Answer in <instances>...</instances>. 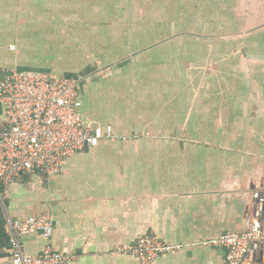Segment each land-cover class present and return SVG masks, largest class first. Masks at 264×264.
I'll return each mask as SVG.
<instances>
[{
    "label": "crops",
    "instance_id": "1",
    "mask_svg": "<svg viewBox=\"0 0 264 264\" xmlns=\"http://www.w3.org/2000/svg\"><path fill=\"white\" fill-rule=\"evenodd\" d=\"M13 67L78 78L84 123L116 136L3 191L0 264L10 220L29 215L54 230L24 236L27 253L50 243L69 264H142L115 249L151 231L184 246L154 264H226L201 242L264 231V0H0V73ZM262 262L264 242L243 264Z\"/></svg>",
    "mask_w": 264,
    "mask_h": 264
},
{
    "label": "built area",
    "instance_id": "2",
    "mask_svg": "<svg viewBox=\"0 0 264 264\" xmlns=\"http://www.w3.org/2000/svg\"><path fill=\"white\" fill-rule=\"evenodd\" d=\"M0 103L6 109L5 124L0 127V197L23 175L54 177L78 152L116 136L112 125L84 123L79 79L75 77L52 71L27 73L15 67L3 70ZM10 227L11 264H69L76 258L50 243L37 255L25 250L22 238L26 235L52 237V219L29 215L10 220ZM260 242H264V231L257 222L249 230L223 232L201 244L224 248L226 264H243L251 247ZM183 247L151 231L115 251L136 257L142 264H154L159 257L176 254Z\"/></svg>",
    "mask_w": 264,
    "mask_h": 264
},
{
    "label": "rangeland",
    "instance_id": "3",
    "mask_svg": "<svg viewBox=\"0 0 264 264\" xmlns=\"http://www.w3.org/2000/svg\"><path fill=\"white\" fill-rule=\"evenodd\" d=\"M111 7H113V5H111ZM82 100H83V98H82ZM83 110H84V104L82 106V111ZM87 117L89 118V116H87ZM47 183L48 182L44 181L43 178L38 177V176H34L32 179H30L28 181V183H26L24 185V187H26V186L28 187L27 193L30 194V196L38 198L39 196H43V188L46 186ZM28 194H26V195H28Z\"/></svg>",
    "mask_w": 264,
    "mask_h": 264
},
{
    "label": "water",
    "instance_id": "4",
    "mask_svg": "<svg viewBox=\"0 0 264 264\" xmlns=\"http://www.w3.org/2000/svg\"><path fill=\"white\" fill-rule=\"evenodd\" d=\"M258 195L259 197L255 200L256 206H255V211H254L253 216H255L256 218H258V220L261 221V220H264V190L260 191Z\"/></svg>",
    "mask_w": 264,
    "mask_h": 264
}]
</instances>
